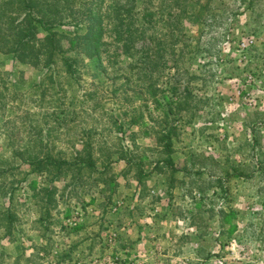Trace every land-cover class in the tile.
<instances>
[{"label":"rangeland","instance_id":"374dc122","mask_svg":"<svg viewBox=\"0 0 264 264\" xmlns=\"http://www.w3.org/2000/svg\"><path fill=\"white\" fill-rule=\"evenodd\" d=\"M99 13L72 72L0 52V264H264V0Z\"/></svg>","mask_w":264,"mask_h":264},{"label":"trees","instance_id":"16d2710c","mask_svg":"<svg viewBox=\"0 0 264 264\" xmlns=\"http://www.w3.org/2000/svg\"><path fill=\"white\" fill-rule=\"evenodd\" d=\"M102 1L76 0L75 6L69 0H0V24L6 18L3 31L0 26V52L11 53L20 60L29 58L33 63L39 61V68L48 70L52 69L51 66L58 59L64 68L72 72L74 64L78 63L77 54L93 56L99 52L104 30L103 16L99 13ZM65 24L73 27V31L65 35L69 36L67 51L73 52L70 56L62 54L60 39L53 31L58 25ZM40 30L45 32L43 37L38 36ZM169 135L165 132L162 137ZM165 149L169 155V140L165 143ZM49 156L46 154L42 159ZM74 158H77V163L85 160L80 154H76ZM33 159L39 160V157ZM29 161L34 160L29 158ZM52 162L54 161L50 160L49 163ZM67 163V167L71 168V163ZM59 165L62 164L58 163L56 166ZM58 169L60 171V167ZM7 221L10 219L7 218Z\"/></svg>","mask_w":264,"mask_h":264},{"label":"built area","instance_id":"2783aa9c","mask_svg":"<svg viewBox=\"0 0 264 264\" xmlns=\"http://www.w3.org/2000/svg\"><path fill=\"white\" fill-rule=\"evenodd\" d=\"M245 45H246V44L243 42V43H242V46H245Z\"/></svg>","mask_w":264,"mask_h":264}]
</instances>
